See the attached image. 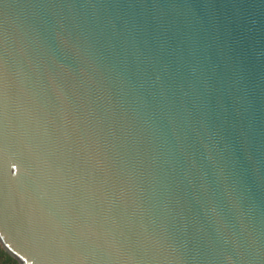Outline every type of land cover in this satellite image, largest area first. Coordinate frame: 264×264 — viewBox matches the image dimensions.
<instances>
[{"label": "water", "instance_id": "obj_1", "mask_svg": "<svg viewBox=\"0 0 264 264\" xmlns=\"http://www.w3.org/2000/svg\"><path fill=\"white\" fill-rule=\"evenodd\" d=\"M0 242L264 264V0H0Z\"/></svg>", "mask_w": 264, "mask_h": 264}, {"label": "trees", "instance_id": "obj_2", "mask_svg": "<svg viewBox=\"0 0 264 264\" xmlns=\"http://www.w3.org/2000/svg\"><path fill=\"white\" fill-rule=\"evenodd\" d=\"M0 264H18V261L0 246Z\"/></svg>", "mask_w": 264, "mask_h": 264}, {"label": "rangeland", "instance_id": "obj_3", "mask_svg": "<svg viewBox=\"0 0 264 264\" xmlns=\"http://www.w3.org/2000/svg\"><path fill=\"white\" fill-rule=\"evenodd\" d=\"M0 246L3 248V246H2V243L0 242ZM4 249V248H3ZM5 250V249H4ZM6 251V250H5ZM7 252V251H6ZM8 253V252H7ZM18 261V260H17ZM18 264H20L19 262H18Z\"/></svg>", "mask_w": 264, "mask_h": 264}]
</instances>
